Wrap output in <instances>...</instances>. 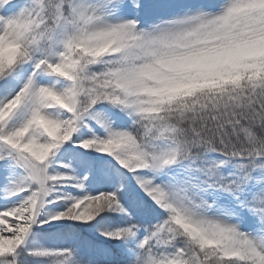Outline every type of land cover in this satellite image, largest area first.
I'll return each instance as SVG.
<instances>
[{
    "label": "snow or ice",
    "instance_id": "1",
    "mask_svg": "<svg viewBox=\"0 0 264 264\" xmlns=\"http://www.w3.org/2000/svg\"><path fill=\"white\" fill-rule=\"evenodd\" d=\"M0 264H264V0H0Z\"/></svg>",
    "mask_w": 264,
    "mask_h": 264
}]
</instances>
